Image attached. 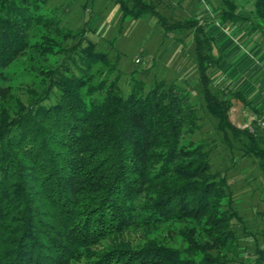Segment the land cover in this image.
Returning <instances> with one entry per match:
<instances>
[{"label": "trees", "instance_id": "obj_1", "mask_svg": "<svg viewBox=\"0 0 264 264\" xmlns=\"http://www.w3.org/2000/svg\"><path fill=\"white\" fill-rule=\"evenodd\" d=\"M236 1L221 0L214 18L263 36L264 0L252 16ZM114 4L122 22L151 18L164 38H193L189 86L132 77L125 91L121 57L100 50L97 30L70 28L49 0H0V264H264V247L213 163L227 153L264 173V135L231 119L238 104L260 112L241 90L214 84L223 54L196 15L171 24L151 0ZM37 27L49 36L33 43ZM30 49L63 61L24 102L7 69ZM201 113L212 133L194 140ZM186 221L200 231L183 232L185 247L151 236Z\"/></svg>", "mask_w": 264, "mask_h": 264}, {"label": "rangeland", "instance_id": "obj_2", "mask_svg": "<svg viewBox=\"0 0 264 264\" xmlns=\"http://www.w3.org/2000/svg\"><path fill=\"white\" fill-rule=\"evenodd\" d=\"M87 1L49 0V9L56 11L62 22L66 21L72 29L86 24L89 29L97 30L91 38L98 43L100 50L109 52L111 57L117 54L121 57L120 84L125 91L129 90L132 77L136 80H144L148 86L152 85L155 79L176 80L189 86V79L194 73L192 37L188 38L185 34H171L164 38V33L151 18L139 22L133 20L122 22V14L119 7L114 4V0H89V6L85 10L83 5ZM151 2L157 12L171 24L196 15L207 27L209 35L217 38L221 54L232 46L239 49L234 60L237 65H235L234 72L240 75L239 80L244 81L243 73L248 76L251 72L252 79L257 76L256 86H259L261 82L264 83V45H260L264 35H252V32L244 27L240 30L221 27L220 21L214 18L222 8L221 0H151ZM236 2L242 8L243 13L249 16L254 14L255 0H237ZM51 13L45 11L44 14L50 17ZM248 27L250 29V26ZM42 36H49V31L43 27H37L32 33V42L40 41ZM53 36L58 41L61 40V37ZM180 38L182 39L179 40ZM73 42L74 40H68L63 45L67 48ZM225 56V61H233V57L231 59L230 56ZM62 61L63 55L60 53L42 56L30 49L7 69V83L17 96H20L24 102H28L27 91L30 89L40 91L46 73L59 66ZM153 62L155 67L151 73L143 70L151 67ZM226 68H229V65ZM96 69L104 71L106 68L100 63ZM220 72L218 69L212 74L214 84L218 87L236 90L237 88L233 87L231 81H228V77L224 79ZM249 82L252 81L249 80ZM259 102L260 100L256 107L259 114L239 104L235 106L231 111L233 123L241 129L246 128L251 132L257 131L264 135V109H258ZM201 117L199 124L202 129L194 140L202 139L212 133L214 125L212 119L206 117L204 113H201ZM237 162V164L234 163L227 153L220 154L213 160L216 170L226 172V178L235 194L237 206L245 215L248 228L253 234L255 233L257 236L255 240L262 248L264 247V239H262V234H264V173H261L256 166L250 165V161L240 159ZM195 225L191 221H186L175 224L170 229L160 230L151 236H158L159 240L169 246L185 247L186 243L182 234L187 231V228L196 227L199 230V227ZM249 241L252 242L251 237ZM244 244L247 243L244 242ZM222 252L226 253L225 250ZM229 256L233 254L229 253ZM247 256L252 257L250 253H247Z\"/></svg>", "mask_w": 264, "mask_h": 264}, {"label": "crops", "instance_id": "obj_3", "mask_svg": "<svg viewBox=\"0 0 264 264\" xmlns=\"http://www.w3.org/2000/svg\"><path fill=\"white\" fill-rule=\"evenodd\" d=\"M222 53H223V62L219 66V71H221L220 73L222 77L224 79L228 77V81H231L230 83L233 84V87H236L237 89L241 90L244 94H246V96L253 102V104L256 105V107L258 106V101L260 100L258 109L263 110L264 109V83L261 82L259 86H256L258 82L257 76H255V78L252 79L251 72L248 74V76L243 73V75L245 76L244 81L239 80L240 75H236L234 72V68L236 65V61L234 60L236 59L239 53L238 48H235L234 46H232L231 48L228 49V51H226L225 53L224 52ZM225 55H227L228 57L230 56L231 59L233 57V61H228V60L225 61L224 60V57H226ZM229 62L231 64H228ZM227 65H229V68H226ZM245 71L246 69L244 70V72ZM249 80L252 82H249Z\"/></svg>", "mask_w": 264, "mask_h": 264}]
</instances>
